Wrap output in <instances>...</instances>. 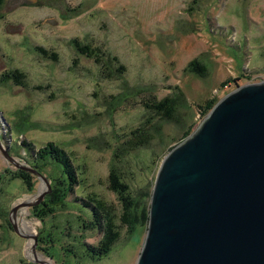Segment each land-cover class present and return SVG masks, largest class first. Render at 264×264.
<instances>
[{
    "label": "rangeland",
    "instance_id": "374dc122",
    "mask_svg": "<svg viewBox=\"0 0 264 264\" xmlns=\"http://www.w3.org/2000/svg\"><path fill=\"white\" fill-rule=\"evenodd\" d=\"M74 39L117 64L95 65ZM194 61L205 78L189 70ZM263 81L264 0H4L0 264H136L164 156L197 129L209 100ZM165 98L178 124L151 110Z\"/></svg>",
    "mask_w": 264,
    "mask_h": 264
},
{
    "label": "water",
    "instance_id": "95a60500",
    "mask_svg": "<svg viewBox=\"0 0 264 264\" xmlns=\"http://www.w3.org/2000/svg\"><path fill=\"white\" fill-rule=\"evenodd\" d=\"M136 264H264V81L237 86L164 156Z\"/></svg>",
    "mask_w": 264,
    "mask_h": 264
},
{
    "label": "trees",
    "instance_id": "16d2710c",
    "mask_svg": "<svg viewBox=\"0 0 264 264\" xmlns=\"http://www.w3.org/2000/svg\"><path fill=\"white\" fill-rule=\"evenodd\" d=\"M4 2V0H0V5ZM71 44L74 46V48L76 49V51L82 55L85 56L89 59H91L95 65H98L100 67H103V69H108L109 66H106L105 63H116L118 62V59L116 57H112L111 60H105L104 61V57H105V53L98 47H93L90 44H82L80 40L78 39H74L73 41H71ZM36 50L45 58L53 61V62H57L58 60V56L56 53L50 52L48 50H46L45 48L42 47H36ZM189 70L193 73H195L197 76H199L200 78H205L207 76V67L204 65H201L199 62H192L189 65ZM125 71V68L123 66H119L118 69H115L114 74L117 76H120L122 72ZM13 78H15L14 82H19L22 81V79H25L24 75L18 71H13ZM21 83V82H20ZM37 90H40L39 87L36 88ZM207 108L203 109L202 112H204L203 114H201L202 116H204L206 114V112H209V110L212 109V107L215 105V103L212 100H209L207 102ZM148 107V106H147ZM151 110H155L157 111L159 114H161V118L163 121L169 122V123H174V124H178V121L176 119V115H175V108L173 107L171 100L165 98L161 101H159L157 104L152 105ZM150 137H152L150 135ZM148 141V139H147ZM139 143H144V141H140ZM55 147V146H54ZM56 148V147H55ZM50 149L52 150V154H48L46 153L45 157L48 156L50 157L53 161L57 162V155H62V152L58 151V150H53L51 147ZM46 150V149H45ZM54 154V156H53ZM60 165V166H59ZM58 166L63 170L64 172H68V160H66L65 157H62V160H60V163H58ZM109 180L112 181V185H111V189L113 191L119 192V194H123L124 191H126V187L125 185H122L118 182V177L116 176V174L114 172H111L109 175ZM121 197V201L125 202L124 204L127 205V207H130V202L126 203V199H124L122 196ZM88 201V200H87ZM99 206H102L100 202H98ZM129 216L124 215V217H122V222H125V219H127ZM141 218H145L146 221H148V212L146 211L145 214L141 215ZM133 220H129V223H134ZM111 226L107 227V229H109L111 232L113 230L112 224H110ZM114 235L113 238H111L110 243L114 244L117 241V235L116 234H112ZM111 244L109 245V247H111Z\"/></svg>",
    "mask_w": 264,
    "mask_h": 264
},
{
    "label": "bare ground",
    "instance_id": "6f19581e",
    "mask_svg": "<svg viewBox=\"0 0 264 264\" xmlns=\"http://www.w3.org/2000/svg\"><path fill=\"white\" fill-rule=\"evenodd\" d=\"M25 175V174H24ZM26 181V180H25ZM45 196V195H44Z\"/></svg>",
    "mask_w": 264,
    "mask_h": 264
}]
</instances>
